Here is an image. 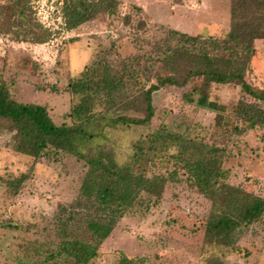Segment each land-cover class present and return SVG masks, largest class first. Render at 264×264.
Instances as JSON below:
<instances>
[{
	"label": "rangeland",
	"instance_id": "obj_1",
	"mask_svg": "<svg viewBox=\"0 0 264 264\" xmlns=\"http://www.w3.org/2000/svg\"><path fill=\"white\" fill-rule=\"evenodd\" d=\"M89 1L94 5L90 16L69 28L64 0H25V19L41 24L50 34L46 41L36 42L16 32V19L8 11L16 1L0 0V80L8 84L18 101L44 104L57 124L71 121L67 114L79 99L68 89L70 78L80 76L94 60L105 55L118 63L129 56L144 55V64L150 66L147 58H156L158 47L168 44V28L223 36L230 27L231 0ZM255 45L247 77L264 87V39L256 40ZM154 69L161 75L169 74L164 65ZM191 86L165 85L155 91L150 127L219 145L225 152L223 166L230 171V183L263 197L264 129H247L239 120L238 133L227 135L216 132L214 125L219 112L233 115L235 105L242 100L262 107L264 102L244 94L237 84H215L210 99L226 106L225 112H217L198 105L199 95ZM128 98L130 104L137 100L135 107L121 113L143 117L139 91L128 89ZM145 132L143 126L107 129L109 146L114 147L118 162L129 158L134 143ZM13 136L7 121L0 117V264L36 263L67 240H89L92 222H110L113 212H105L94 194L83 192L90 171L85 159L63 151L34 159L16 150ZM154 172L159 169L154 168L145 187L131 203L122 206L125 213L117 217L88 264H119L124 255L135 258L136 264L211 261L204 229L213 213V201L194 190L182 173L181 179L162 184L152 178ZM23 174L26 177L18 182ZM114 210L120 214V209ZM217 259L223 264H264V214L238 227L234 251ZM68 260L60 255L48 259L47 264Z\"/></svg>",
	"mask_w": 264,
	"mask_h": 264
},
{
	"label": "trees",
	"instance_id": "obj_2",
	"mask_svg": "<svg viewBox=\"0 0 264 264\" xmlns=\"http://www.w3.org/2000/svg\"><path fill=\"white\" fill-rule=\"evenodd\" d=\"M15 1L8 11L16 19L15 28L19 29L16 32L36 42L46 41L49 31L25 19L28 17L25 0ZM93 7L89 0H64L66 25L74 28L83 23ZM168 36V44L158 47L159 56L147 58L152 63L150 66L144 64V55L143 58L129 56L118 63L110 62L104 55L84 65L82 74L71 77L68 84V89L79 96L67 114L70 122L57 124L44 104L18 101L8 84L0 80V117L14 132L16 150L34 159L57 151L85 159L90 171L82 186L83 192L94 194L99 206L114 215L107 223L92 222L89 240H67L33 264H47L48 259L60 255L71 259L63 264H88L111 233L117 217L125 213L122 206L131 203L145 187L154 168L159 169L152 173L157 182L177 181L182 173L194 190L213 201V213L204 229L211 257L208 264H223L217 258L234 251L238 227L264 214V196L230 183V171L223 166L225 152L219 145L163 127H150L155 115L153 94L165 85L192 83L193 93L199 95L198 105L217 112H225L226 106L210 99L215 84H237L244 94L264 102V87L251 83L247 77L255 42L264 39V0H231L230 27L223 36L193 35L172 28H168ZM159 64L169 74L161 75L154 69ZM132 88L141 94L143 117L121 113L135 107L137 100L130 104L128 98V89ZM235 106L237 112L233 115L219 112L214 125L216 132L238 133L239 120L247 129H264V107L258 102L242 100ZM119 126L146 128L134 143L129 158L122 163L117 161L114 147L109 146L107 134L108 128ZM25 177L23 174L18 182ZM115 207L121 210L120 214H116ZM119 264H136V259L124 255Z\"/></svg>",
	"mask_w": 264,
	"mask_h": 264
}]
</instances>
